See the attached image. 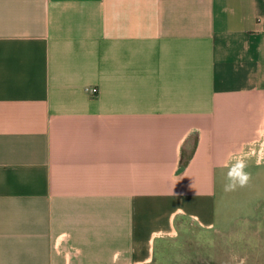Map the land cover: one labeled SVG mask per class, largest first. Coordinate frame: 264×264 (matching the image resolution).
I'll use <instances>...</instances> for the list:
<instances>
[{"label": "crops", "instance_id": "1", "mask_svg": "<svg viewBox=\"0 0 264 264\" xmlns=\"http://www.w3.org/2000/svg\"><path fill=\"white\" fill-rule=\"evenodd\" d=\"M263 134L264 0H0V264H157Z\"/></svg>", "mask_w": 264, "mask_h": 264}, {"label": "rangeland", "instance_id": "2", "mask_svg": "<svg viewBox=\"0 0 264 264\" xmlns=\"http://www.w3.org/2000/svg\"><path fill=\"white\" fill-rule=\"evenodd\" d=\"M244 170L243 187L225 191L219 182L212 226L174 236L157 264H264V164ZM159 251L156 239L153 256Z\"/></svg>", "mask_w": 264, "mask_h": 264}, {"label": "clouds", "instance_id": "3", "mask_svg": "<svg viewBox=\"0 0 264 264\" xmlns=\"http://www.w3.org/2000/svg\"><path fill=\"white\" fill-rule=\"evenodd\" d=\"M246 164L242 161L231 165L227 172V182L224 185L225 191H233L237 186L243 187L249 180V174L244 170Z\"/></svg>", "mask_w": 264, "mask_h": 264}, {"label": "built area", "instance_id": "4", "mask_svg": "<svg viewBox=\"0 0 264 264\" xmlns=\"http://www.w3.org/2000/svg\"><path fill=\"white\" fill-rule=\"evenodd\" d=\"M87 90L93 95L97 93V87L92 86L88 87ZM253 151L256 152L257 156L260 158L264 151V134L261 139L257 142V145L254 147Z\"/></svg>", "mask_w": 264, "mask_h": 264}]
</instances>
